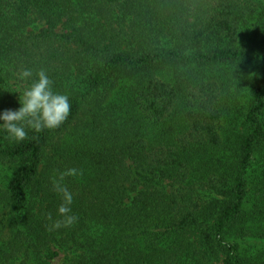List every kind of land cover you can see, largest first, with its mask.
<instances>
[{
    "label": "trees",
    "instance_id": "1",
    "mask_svg": "<svg viewBox=\"0 0 264 264\" xmlns=\"http://www.w3.org/2000/svg\"><path fill=\"white\" fill-rule=\"evenodd\" d=\"M25 68L71 110L0 130V264H264V0H0V111Z\"/></svg>",
    "mask_w": 264,
    "mask_h": 264
},
{
    "label": "clouds",
    "instance_id": "2",
    "mask_svg": "<svg viewBox=\"0 0 264 264\" xmlns=\"http://www.w3.org/2000/svg\"><path fill=\"white\" fill-rule=\"evenodd\" d=\"M33 77L34 73L30 68L19 72L18 79L21 83L31 81L27 87L20 89L19 107L0 111V130L5 133V138L12 142L18 143L27 139V129L40 133L60 127L68 118L71 110L69 96L54 91L53 81L46 70H39L35 73V78ZM82 174L80 169L69 168L53 179L52 188L60 195L61 203L56 209L58 219H53L51 213L47 216L51 221L49 230L69 227L77 221L78 217L73 214L72 210L73 193L63 181L65 177Z\"/></svg>",
    "mask_w": 264,
    "mask_h": 264
},
{
    "label": "rangeland",
    "instance_id": "3",
    "mask_svg": "<svg viewBox=\"0 0 264 264\" xmlns=\"http://www.w3.org/2000/svg\"><path fill=\"white\" fill-rule=\"evenodd\" d=\"M252 242H254V241H252ZM256 246H259V244L256 243ZM63 259H64V254L62 253V254L60 255V257H58V258H57L55 261H53L51 264H62Z\"/></svg>",
    "mask_w": 264,
    "mask_h": 264
}]
</instances>
